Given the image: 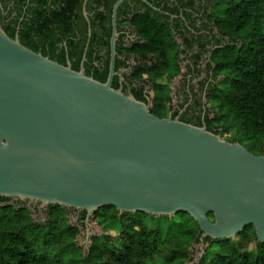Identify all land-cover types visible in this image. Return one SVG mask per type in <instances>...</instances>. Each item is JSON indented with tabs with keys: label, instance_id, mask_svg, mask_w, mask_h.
I'll list each match as a JSON object with an SVG mask.
<instances>
[{
	"label": "water",
	"instance_id": "water-1",
	"mask_svg": "<svg viewBox=\"0 0 264 264\" xmlns=\"http://www.w3.org/2000/svg\"><path fill=\"white\" fill-rule=\"evenodd\" d=\"M124 1L113 8L106 82L86 74V54L74 70L0 24V196L84 210L89 218L103 206L120 214L185 211L200 227L202 253L205 238H234L248 225L264 243V155L206 124L159 117L150 98L113 87Z\"/></svg>",
	"mask_w": 264,
	"mask_h": 264
},
{
	"label": "trees",
	"instance_id": "trees-1",
	"mask_svg": "<svg viewBox=\"0 0 264 264\" xmlns=\"http://www.w3.org/2000/svg\"><path fill=\"white\" fill-rule=\"evenodd\" d=\"M0 1L6 7L10 0ZM83 1L30 0L24 9L22 3L26 0H15V9L9 13L15 11L16 16L8 21L0 8V24L9 36L18 35L30 49L63 65L69 60L72 68L79 71L88 38L81 14ZM116 1L101 0L104 10L96 12L91 23L93 36L84 67L88 76L101 82H106L109 72L110 24ZM131 1L138 7L128 21L140 39L130 47L121 46L119 41L117 50L127 57L136 55L144 60L133 68L128 79L130 83L150 80L154 93L151 112L174 118L179 109L170 111V71L185 59H190L197 70L204 54H208L207 77L214 80L205 89L210 107L203 115L199 98L194 106H189L191 114L186 111L181 120L197 126L206 124L208 130L231 142L239 141L256 155H264V0H199V6L197 0H148L159 7L165 3L161 8L170 14H160L141 0ZM127 4L128 1L120 7L119 17L125 13ZM195 5L193 16L194 11L188 9ZM182 7L190 23L188 35L181 29L184 27L181 17L172 16L180 14ZM77 19L84 23L79 28V40L73 30ZM178 35L184 49L177 42ZM64 41L66 45H62ZM94 45L107 49L103 71L94 67ZM196 46V53L189 56L188 52ZM117 66L126 67V63L117 60ZM221 75L224 78L218 81ZM113 87L119 88L117 78ZM143 89L137 86L131 93L146 102ZM187 101L186 98L181 108ZM7 199L0 196V201ZM65 209L55 205L50 223L39 225L31 220L27 209L0 206V264H186L193 260L191 249L200 242L202 233L185 211L172 216L140 211L120 214L114 206H103L94 212V218L117 231L116 241L108 234L96 236L88 251L83 252L76 241L78 229L68 224ZM209 217L213 219V214ZM205 242L208 246L203 253L199 251L196 264H264V243L257 240L253 225L246 226L234 238L207 237Z\"/></svg>",
	"mask_w": 264,
	"mask_h": 264
},
{
	"label": "flooded vegetation",
	"instance_id": "flooded-vegetation-1",
	"mask_svg": "<svg viewBox=\"0 0 264 264\" xmlns=\"http://www.w3.org/2000/svg\"><path fill=\"white\" fill-rule=\"evenodd\" d=\"M29 1L30 0H26V2L24 4L22 3V7L24 9L27 8ZM100 1L101 0H84L83 4H82V8H81L82 13L81 14H82V16L85 20V23L87 25V28H88V32H87L88 38H87L84 54L87 53L91 39H92V36H93V29L91 26L92 20L95 18L96 12H101L104 10V4H102ZM126 1H128V4L124 8L125 13L119 17V9L124 4V2H126ZM126 1L121 3V5L119 6L118 11H117V30H118L119 35H118V40L116 42V51H117L116 62H115L116 74L113 78V85L115 83V78H117L118 87L122 88L126 94H132L131 92H132V89L134 87L143 86L144 89H143V95L142 96L146 100H148L150 98V100L152 101L154 98V93H153V90L151 89V82L148 78L146 79V82H138V83H135V82L130 83L129 79H128L129 75L133 71V68L137 67L138 64L144 62V60H142V58L140 56H136V55H131V56L127 57V55L121 54L117 50V44L119 41L121 42V46L130 47L133 43H135L136 41H139V39H140L137 31L128 21L132 18L134 13H136L138 4L136 2L131 1V0H126ZM141 1L143 3H145L143 0H141ZM148 2L151 5H153L156 9L150 7L147 3H145V4L149 8L155 10L156 12H158L160 14H170L166 10L161 8L165 5V3H163L161 5V7H159V6H155L150 1H148ZM115 3H114V5H115ZM6 5L7 6L5 7V5H3V3L0 1V8L3 11V16L6 18V20L10 21L14 16H16L15 11H13L12 13H9L10 10L15 9V0H10L9 3H7ZM114 5H113V8H114ZM113 8H112L111 24H110L111 35L109 37V45H110V41H111V37H112V31H113V24H112ZM183 10H184V8L182 7L180 9V11H181L180 14H178V15L172 14V16H173V18L181 17V19L183 20V23H184V27H182L181 29L186 30V31H184V34L188 35L187 28H190V26H189L190 23L184 17ZM141 11H143V10H141ZM188 11H192V12L194 11L193 16H196V5H195V8L188 9ZM22 18L23 17H21L20 19H22ZM123 20H125L126 22H122ZM79 21H80V19H77L76 23L73 25V30L75 31L76 40H79L81 38L79 28L84 26V23H81ZM198 24L200 25L201 21H198ZM98 30H99V33L102 35L103 31L100 28H98ZM192 32H194V31L192 30ZM177 42L179 44H181L180 48L184 49L183 40L181 39V37L179 35L177 36ZM62 45H66V42L64 41ZM106 51H107V49L105 48V46L104 47L99 46V45L93 46V50H92L93 55L92 56L94 58V61H93L94 67H97L101 71H103L106 67V64L104 61V59L106 58L105 57ZM196 51H197V46L193 48V51H189L188 55L190 56L193 53H196ZM206 55H208V54H204V56H206ZM184 56H185V54L182 55V57H184ZM97 57L99 60L97 59ZM67 58H68V54H67ZM109 58H111V45H110V56H109ZM117 60H122V61L124 60L126 63V67L117 66ZM67 63H70V61L67 60ZM81 65H82V62H81ZM84 69H85V67H84ZM198 69H200L199 66H198ZM198 69L196 70L195 66L193 65L192 66V71H193L192 73L193 74L187 75L186 85H185V89H184V93H183L182 104L184 103L186 98L188 101H187V103L184 104V108H181V105H180L179 111L174 116V118L179 117L181 119L183 114L186 111H190L189 114H191L192 110L189 109V106L190 105L194 106L196 101L199 98H201V103H202V107H203V115L206 113L207 108L210 107V106L207 107L205 105V102L206 101L208 102V100L206 98L205 89H206V87H208V84L214 80L210 77H207V73H206V76L204 77V79L198 80V84L196 86V84H194V82L196 81V75H199L200 73L205 72V70L198 71ZM109 70H110V63H109ZM85 72H86V70H85ZM206 72H207V70H206ZM108 77H109V72H108L106 81L108 80ZM203 81L205 82L204 85H202ZM119 88H117V89H119ZM7 205H10V206L13 205L14 208H16V209H20V208L27 209L28 212L30 213L31 220L33 222L39 224V225H47L50 223V220H51V213L50 212H51V209L55 206V205H44L42 202H38V201L21 200V199L10 198V197H8L7 201H0V206H7ZM65 210H66V216L68 218V224L73 225L78 229V235L76 237V241L79 244V241L82 240L84 245L87 246V248L89 249V247L92 244V239L96 236L97 237L101 236V235H97L93 232V230H94L93 226H91V224H90L92 219L96 220L94 218V214L92 217L89 218L87 212L84 210H77V209H71V208H66ZM200 244H201V242H199L196 245L200 246ZM79 246L83 249V247L80 244H79ZM199 248H201V246Z\"/></svg>",
	"mask_w": 264,
	"mask_h": 264
},
{
	"label": "rangeland",
	"instance_id": "rangeland-1",
	"mask_svg": "<svg viewBox=\"0 0 264 264\" xmlns=\"http://www.w3.org/2000/svg\"><path fill=\"white\" fill-rule=\"evenodd\" d=\"M197 6H199V0H197ZM207 63H208V56H203L202 59L200 60V62L198 63L200 70H205V72L203 73H198L199 75H196V81L194 82V84H198V80H203L204 77L206 76V68H207ZM192 66L193 63L190 59L188 60H181L180 62H178V64L176 65V67L170 71V76L171 79L169 81V87H170V95H171V102L169 104L170 106V111L174 112L176 110L179 109L180 105L183 102V93H184V89H185V85H186V80H187V75L189 74H193L192 72ZM224 76H219L218 77V81H220L221 79H223ZM206 101V100H205ZM205 105L207 107L210 106V104L206 101ZM226 136H230L225 135ZM224 138V137H223ZM151 221V219H150ZM150 221L148 220V222L150 223ZM152 223V222H151ZM91 226H93V232L97 235H110L111 238H115L114 241H116V235H117V231L111 230V226L108 225H102L99 224L97 220L92 219V221L90 222ZM153 225V224H152ZM113 241V242H114ZM79 244L83 247V252H87L88 248L87 246L84 245V243L81 241H79ZM89 245V244H88ZM199 245H194V247L191 249V255L193 257L192 261H188L186 264H196L199 261L200 258V250L201 248H199ZM248 247L251 249L253 248V244H249L248 243Z\"/></svg>",
	"mask_w": 264,
	"mask_h": 264
}]
</instances>
